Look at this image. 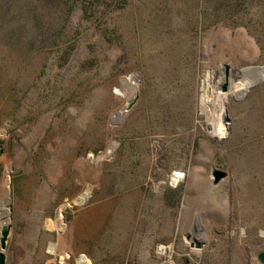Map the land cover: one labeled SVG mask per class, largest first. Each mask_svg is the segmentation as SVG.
I'll use <instances>...</instances> for the list:
<instances>
[{"label": "rangeland", "instance_id": "1", "mask_svg": "<svg viewBox=\"0 0 264 264\" xmlns=\"http://www.w3.org/2000/svg\"><path fill=\"white\" fill-rule=\"evenodd\" d=\"M256 66L264 0H0L5 264H264Z\"/></svg>", "mask_w": 264, "mask_h": 264}, {"label": "water", "instance_id": "2", "mask_svg": "<svg viewBox=\"0 0 264 264\" xmlns=\"http://www.w3.org/2000/svg\"><path fill=\"white\" fill-rule=\"evenodd\" d=\"M261 68V75L264 72V66H256ZM227 70L225 71V76L227 77ZM129 77H131V75H128ZM226 80V78H225ZM260 80V79H259ZM259 80L257 81V83H255L253 86H257L259 83ZM221 90L225 91L226 90V82H224L221 86ZM136 96H134L130 101H128L123 107L125 109V113L130 110L132 108V106L134 105L135 101H136ZM112 124H118L117 121H115L114 119H112ZM2 154V150L0 149V155ZM226 178V172L218 169V168H214L211 172L210 175V186H209V190L212 191L215 187H217L224 179ZM7 214L9 215V208L7 209ZM195 222H198V226L197 229L200 230L202 227V224L200 222V217L199 215L195 214L194 218H193V222H192V227H194ZM9 234V223L0 226V264H5V255L3 250L5 249V243H6V239L8 237ZM188 239V236H187ZM190 247H194V248H200L201 244L199 241H195V243H189ZM257 259L260 262H264V251L259 252L257 254Z\"/></svg>", "mask_w": 264, "mask_h": 264}, {"label": "bare ground", "instance_id": "3", "mask_svg": "<svg viewBox=\"0 0 264 264\" xmlns=\"http://www.w3.org/2000/svg\"><path fill=\"white\" fill-rule=\"evenodd\" d=\"M129 78H132V76L129 77ZM229 80H230V78L227 79L228 82H229ZM222 81H224V79H223ZM221 93H223V92H221ZM123 108H124V107H123ZM121 110H122V109H121ZM120 112H122L120 118L117 119V120H115V121H117V122H119V121L122 119V117L124 116L125 109H123V110L120 111ZM116 114H117V113H116ZM114 119H115V118H114ZM109 157H110V156H108V158H109ZM8 217H9V215H8ZM191 233H192V234L188 236V241L194 243L195 241H197V239H196V237H197V226H196V222H195V224H194V227H192V229H191ZM197 238H198V237H197ZM159 249H160V248H159ZM161 250H162L163 252H165V248H162Z\"/></svg>", "mask_w": 264, "mask_h": 264}, {"label": "built area", "instance_id": "4", "mask_svg": "<svg viewBox=\"0 0 264 264\" xmlns=\"http://www.w3.org/2000/svg\"><path fill=\"white\" fill-rule=\"evenodd\" d=\"M160 246H161V245H158V246H157V248H156L157 251L159 250L158 248H159ZM161 255H165V254H161Z\"/></svg>", "mask_w": 264, "mask_h": 264}]
</instances>
